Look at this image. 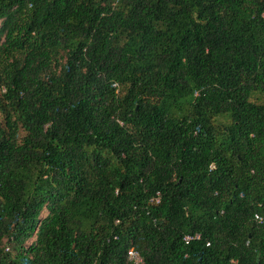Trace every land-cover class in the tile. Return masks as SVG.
Instances as JSON below:
<instances>
[{"label":"trees","instance_id":"16d2710c","mask_svg":"<svg viewBox=\"0 0 264 264\" xmlns=\"http://www.w3.org/2000/svg\"><path fill=\"white\" fill-rule=\"evenodd\" d=\"M130 248L264 264V0H0V264Z\"/></svg>","mask_w":264,"mask_h":264},{"label":"built area","instance_id":"2783aa9c","mask_svg":"<svg viewBox=\"0 0 264 264\" xmlns=\"http://www.w3.org/2000/svg\"><path fill=\"white\" fill-rule=\"evenodd\" d=\"M160 201L159 199V194L157 193L156 196L154 198L151 199V202L155 203V204H158ZM254 221L257 222V223H261L262 222V219L259 215H255L254 216ZM200 239V235L199 234H193V235H185L183 237V241L188 244L190 243L191 241L193 240H199ZM126 259H127V262L129 264H144V260L142 258V256L140 255V253L133 249V248H130L127 250V253H126Z\"/></svg>","mask_w":264,"mask_h":264}]
</instances>
